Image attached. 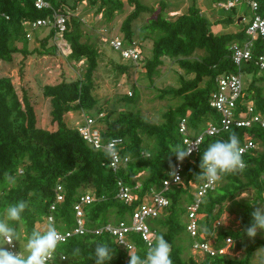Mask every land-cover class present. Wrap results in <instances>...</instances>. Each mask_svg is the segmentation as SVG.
<instances>
[{
	"label": "trees",
	"instance_id": "16d2710c",
	"mask_svg": "<svg viewBox=\"0 0 264 264\" xmlns=\"http://www.w3.org/2000/svg\"><path fill=\"white\" fill-rule=\"evenodd\" d=\"M126 1L133 8L121 23L120 38L125 45H132L134 42L140 44L134 38L132 23L143 12L150 11L154 14L155 9L140 0ZM214 1L217 5L219 1L226 0ZM257 2L259 8L256 12L264 14V0ZM50 4V8L38 9L33 0H0L1 60L10 61L17 52L26 56L35 51V48L29 51L26 46L28 28L25 23L53 17L54 11L62 8L72 12H69L63 32V39L70 49L66 57L75 62L84 60L85 63V71L81 77L62 79L55 84L43 86V96L49 98L51 104V119L57 125L55 130L37 126L36 113L26 92L23 91L20 98L11 78L0 76V220H5L14 227L23 240H26V234H30L33 229H40L37 224L45 222L48 215L53 216L57 229H69L75 225L74 205L82 194L91 192L95 199L82 206L87 231L74 234L58 244L53 255L55 264H95L97 243H106L113 253L105 264H128V252L117 244L114 236L108 232L96 234L91 230L106 223L129 222L133 208L151 191L162 189L163 180L168 177L167 171L176 161L175 154L170 152L171 148L176 145L184 147L182 135L178 131L182 118H186L189 128L195 134L203 130L208 122H219L221 116L210 104V93L215 88L216 77L240 72L244 81L245 76H250L248 86L244 83L236 108L243 115L247 106L252 104L256 113L264 114V72L259 70L256 63L261 53L259 37L254 40L250 60L241 66L233 62L229 49L233 42L241 43L249 39L245 31L246 18L247 14L251 18L253 12L250 8L246 14L240 12L238 5L228 9L217 5L220 12H228H221L224 16L218 21L238 24V27L235 30L214 32L210 21L195 2L192 1L185 11L173 16L162 12L165 4L161 2V10L140 29L144 35L141 38L152 37L151 55L142 64L147 78L153 82V78L160 74L162 57L175 61L182 71L179 85L158 89V98H180L181 101L163 112L161 122L154 123L138 111L129 109L116 112L98 103L93 94V76L98 66L99 51L95 45L81 40L83 32L81 20L74 13L75 3L50 0ZM122 7L121 0H101L97 11L102 9L106 18L111 20L114 11L121 10ZM53 36L54 29L48 28V33L40 40L39 51L56 52ZM20 41H23L22 46L16 44ZM197 50H201L202 54L193 56ZM116 67L120 72L129 69L128 64H118ZM132 90L130 95L123 94L121 99L135 103L137 88L133 87ZM84 110L105 125L101 130L103 140L115 137L123 139L121 154L128 156V161L119 169L111 168L106 151L93 148L80 135L76 126H69L65 122V113ZM231 133L238 136L240 145L245 134L251 135L255 147L242 155L245 163L242 171L223 174L215 188L204 195L198 212L201 216L200 223L205 229V238L216 231L215 246L220 247L225 244L226 237H231L239 246L244 247L245 256L239 260L227 258L225 254L207 255L202 259H196L193 255L184 258V250L191 247V239L185 231V206L195 198L194 188L189 182L199 180L197 175L202 171L199 164L207 146L216 140L227 141ZM181 174L183 184H173L163 192L168 204L160 209L156 217L148 220L155 236L163 235L171 245L172 264L248 263L255 250L264 246V237L247 245L240 242L247 236L245 229L251 224L252 211L255 207L264 206V128L256 123L250 127L233 124L227 130L206 135L198 152L185 159ZM118 180L134 188L137 199L132 203L127 204L117 197ZM57 185L62 187L63 200L52 210L50 206L56 200ZM248 190L252 191L250 198L237 199L239 194ZM21 200L28 204L21 214L22 220H8L7 207ZM225 211L233 219L237 218L236 229L226 220V224L215 228L216 221ZM128 239L135 246L138 255L144 258L148 245L141 235L131 231ZM185 239L188 241L187 245L184 243ZM14 243L20 253L21 250L15 241Z\"/></svg>",
	"mask_w": 264,
	"mask_h": 264
},
{
	"label": "rangeland",
	"instance_id": "374dc122",
	"mask_svg": "<svg viewBox=\"0 0 264 264\" xmlns=\"http://www.w3.org/2000/svg\"><path fill=\"white\" fill-rule=\"evenodd\" d=\"M121 1L123 2L122 9H116L112 19L108 20L102 9L97 11L101 0H95L94 2L92 0H68V2L76 4L74 13L81 20L80 27L83 32L81 40L95 45L99 51L98 66L93 76L95 85L93 94L98 99V103L107 109L115 110L116 112L129 109L138 111L147 120L159 123L163 120V112L169 107L176 106L181 99H160L158 98V89L169 86L177 87L182 72L175 61L162 57L163 65L160 67V74L153 78V82H150L142 64L144 59L151 55L152 37L141 38L144 35L140 32V29L147 23L150 17L161 10V2L165 4L162 12L167 16H173L185 11L192 1L195 2L210 21L211 29L216 32L221 29L235 30L238 24L220 23L218 20L224 16L223 14H227L228 12L221 11L222 14L214 0H140L143 4L152 6L155 9V13L153 14L150 11L143 12L132 23V28L135 32L134 38L140 43L143 56V59L135 63L131 62V60L122 59L120 53L109 44L111 38L121 36V23L133 8L126 0ZM248 10L247 3L241 2L238 5V11L245 13ZM69 12L70 14L72 13L71 11ZM246 19H249V14H247ZM47 33L48 28H37L31 32L30 38L26 39V46L29 51L33 48L36 50L26 56L17 52L13 54L10 61L0 59V76H9L11 78L20 98L23 91L26 92L36 113L37 126L48 130H55L57 125L51 119V104L49 98L43 96V86L45 84H55L62 79L72 80L81 77L85 71V63L84 60L75 62L67 59L66 56L69 49L65 41L63 42L66 44L61 46V48H57L56 52L50 50L39 51L40 40ZM16 44L22 46L23 41ZM201 54L202 51L197 50L193 56L197 57ZM118 64H128V71L120 72L116 67ZM250 79V76L244 77L245 86H248ZM133 87L137 88L136 102L131 103L121 99L123 94L130 95ZM89 113L86 110L67 112L64 114V120L69 126L77 127L84 122L86 117H91ZM94 125L101 130L105 128V125L97 120H95ZM251 194V190L244 191L238 195L237 199H248L251 197ZM225 220L227 223H230L232 228H237V218L233 219L226 211L220 218L222 224H226ZM43 225L37 224V227L40 229L46 227V224ZM187 236L189 235L187 234ZM263 237L264 232L258 230L255 237L250 238L247 235L240 242L242 245H247ZM1 242L3 244L2 240ZM15 242L21 250L20 253L26 255L25 246L27 240L19 238ZM184 243L187 245L188 241L185 239ZM1 246L6 248V243ZM228 249L227 254H225L227 258L239 260L245 256L244 247L239 246L237 241H233ZM188 250V248L184 250V258L189 256ZM189 252H191V255L194 254L193 256L196 259L203 258L201 255L191 251V249ZM244 264H264V246L256 249L248 263L245 262Z\"/></svg>",
	"mask_w": 264,
	"mask_h": 264
},
{
	"label": "built area",
	"instance_id": "2783aa9c",
	"mask_svg": "<svg viewBox=\"0 0 264 264\" xmlns=\"http://www.w3.org/2000/svg\"><path fill=\"white\" fill-rule=\"evenodd\" d=\"M34 6L38 9L50 8V0H33ZM241 2L248 4V7L253 12V16L247 20L246 34L249 35V39L239 43L233 42L230 44L229 49L231 51V58L237 66H241L245 61L250 60L252 54V47L256 37H259L261 41V53L256 61L259 70L264 72V14L257 13L259 8L257 0H226L219 1L218 6L228 9L232 6L239 5ZM69 17V12L62 8H58L54 11L53 17L40 18L33 22L25 23L28 31L26 36L30 38L31 32L37 28H53L54 36L53 42L57 45V48H61L66 43L63 39V32L66 29V21ZM68 44V43H67ZM110 46L117 50L121 58L124 60H131L137 63L142 56V49L140 44L133 43L132 45H125L123 40L116 36L109 40ZM68 49H69V45ZM70 51V49H69ZM244 81L243 75L240 72L220 74L216 77L215 88L210 93V104L219 112L221 118L217 124L208 122L206 126L198 133H193L187 124L186 118H182L178 124V131L182 135V142L184 148L189 145H194L198 148L206 135H213L220 130H227L233 124L236 126L250 127L252 124H259L264 128V114L256 113L252 104L247 106L245 113L241 115L237 110V102L243 93ZM95 119L92 117H86L84 122L77 126L80 135L95 149H101L108 153L111 146L114 145L115 154L109 155V165L113 170L119 169V167L128 161V156L121 154V148L123 147V139L121 137H115L108 140H103L102 132L100 128L95 127ZM255 147V141L251 135L245 134L243 143L240 145L242 149V155ZM198 150H193L191 157L195 155ZM187 158V157H186ZM185 158V159H186ZM185 159L182 162L175 161V164L170 170L167 171L168 177L163 180L162 189L159 191H151V193L140 203H138L132 210L129 217V222L120 221L118 223H106L99 226L92 232L100 234L101 232H108L115 237L119 246L123 247L127 252L129 249L135 250V246L128 239V233L135 231L139 233L142 239L149 247V243H152L155 237L154 232L151 230L148 220L156 217L160 209L168 204V199L163 192L173 184H183L182 169ZM176 176L179 179H176ZM189 184L194 188L195 198L189 204H186V226L185 231L191 238V250L204 256H214L216 254H227V249L232 245L233 239L231 237L225 238V244L220 247L215 246V233L212 232V236L204 237L205 229L200 223L201 216L198 212L200 203L204 195L215 188L216 183L209 184L207 181L199 179L198 181ZM117 197L123 200L125 203L130 204L137 199L136 193H134L132 187L126 185L122 180L117 182ZM95 199L91 192L82 194L79 197V201L74 205L75 210V225L72 228L65 230H58L64 238L62 242H65L69 237L74 234H82L87 229L84 227V218L82 206L85 203H89ZM63 200V193L61 185L56 187V200L51 204L50 209L54 210L56 204ZM45 222L48 224H54V218L52 215L45 217ZM220 219L216 221L215 228L221 225ZM216 230V229H215ZM15 244V243H14ZM9 246L6 244V248ZM17 252L16 246L10 249ZM229 250V249H228ZM54 255V253H53ZM194 255V254H193ZM201 257V258H202ZM62 258H64L62 256ZM48 264H55L53 258L48 261Z\"/></svg>",
	"mask_w": 264,
	"mask_h": 264
},
{
	"label": "clouds",
	"instance_id": "9594fccd",
	"mask_svg": "<svg viewBox=\"0 0 264 264\" xmlns=\"http://www.w3.org/2000/svg\"><path fill=\"white\" fill-rule=\"evenodd\" d=\"M194 149L198 150L194 145H189L187 148L176 145L171 148L170 152L175 154L178 162H182L191 155ZM107 154H115L114 145L109 148ZM199 167L202 171L197 175V178L207 181L209 184L220 181L223 174L242 171L245 163L242 160V149L238 136L231 133L227 141L216 140L210 143L201 156ZM176 179L179 177L176 176ZM27 207V202L23 200L10 204L6 209L7 219L21 221V214ZM251 217V224L245 229L250 238L255 237L258 230H264V206L255 207ZM18 238L16 229L5 220H0V240L9 246L8 248L0 247V264H48V261L53 258L58 244L64 239L54 224H49L43 229H33L30 234H26V255H22L10 250L15 247L14 241H17ZM153 239L154 243H149L144 258H141L136 250L129 249L128 264H172L171 245L168 241L164 239L163 235H157ZM112 256L113 253L106 243L96 244L95 264H105V261H109Z\"/></svg>",
	"mask_w": 264,
	"mask_h": 264
},
{
	"label": "crops",
	"instance_id": "0c3cea01",
	"mask_svg": "<svg viewBox=\"0 0 264 264\" xmlns=\"http://www.w3.org/2000/svg\"><path fill=\"white\" fill-rule=\"evenodd\" d=\"M221 29V28H220ZM220 31H223L222 29L220 30ZM214 32H216V31H214ZM218 32H219V30H218ZM42 225L43 224H46V226L48 225L46 222H42L41 223ZM44 226V225H43ZM43 226H40V227H43ZM43 228H45V227H43ZM189 250H188V253H190L189 255H191V252H189L190 251V249H191V247L190 248H188ZM192 251V250H191Z\"/></svg>",
	"mask_w": 264,
	"mask_h": 264
}]
</instances>
